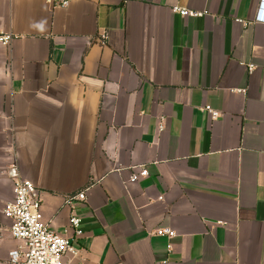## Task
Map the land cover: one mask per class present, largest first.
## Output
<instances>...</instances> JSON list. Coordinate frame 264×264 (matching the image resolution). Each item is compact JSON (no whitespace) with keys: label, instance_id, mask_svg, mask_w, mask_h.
<instances>
[{"label":"crops","instance_id":"obj_1","mask_svg":"<svg viewBox=\"0 0 264 264\" xmlns=\"http://www.w3.org/2000/svg\"><path fill=\"white\" fill-rule=\"evenodd\" d=\"M261 2L0 0V264L13 163L70 264H264Z\"/></svg>","mask_w":264,"mask_h":264},{"label":"built area","instance_id":"obj_2","mask_svg":"<svg viewBox=\"0 0 264 264\" xmlns=\"http://www.w3.org/2000/svg\"><path fill=\"white\" fill-rule=\"evenodd\" d=\"M72 0H54L58 6H67ZM175 12L184 16H199L183 7H174ZM260 20L264 21V0L261 2ZM15 35L0 32V45H9ZM106 35L102 36L103 39ZM212 118L220 116V111L206 107ZM8 175L14 182V200L4 209V215L11 219L10 234L18 242V245L9 252L10 261L16 264H70L69 257L78 255V250L71 242L67 234L54 230L44 220L42 213V198L38 187L30 180L21 177L17 163L8 168ZM149 171L144 166L133 167L130 176L131 182H136L142 177H147ZM86 192L80 191L66 199V203L73 206L76 201H85ZM82 219L72 212L69 218V226L74 230L75 237L81 233ZM2 229L0 228V233ZM155 234L160 236L174 237L175 231L170 228H157Z\"/></svg>","mask_w":264,"mask_h":264}]
</instances>
